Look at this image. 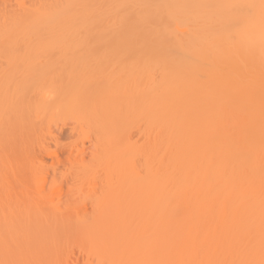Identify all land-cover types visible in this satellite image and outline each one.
Wrapping results in <instances>:
<instances>
[{
    "label": "bare ground",
    "instance_id": "obj_1",
    "mask_svg": "<svg viewBox=\"0 0 264 264\" xmlns=\"http://www.w3.org/2000/svg\"><path fill=\"white\" fill-rule=\"evenodd\" d=\"M0 264H264V0H0Z\"/></svg>",
    "mask_w": 264,
    "mask_h": 264
},
{
    "label": "rangeland",
    "instance_id": "obj_2",
    "mask_svg": "<svg viewBox=\"0 0 264 264\" xmlns=\"http://www.w3.org/2000/svg\"><path fill=\"white\" fill-rule=\"evenodd\" d=\"M91 50H92V49H91ZM93 51H94V50H92V52H93ZM95 51H97V50H95ZM93 53H94V52H93ZM91 54H92V53H91ZM113 65H115V64H113ZM58 122L61 123V125H60ZM58 122H57V123H58V126L56 125L57 128H58L59 126H60V128L62 127V128L68 133V135L71 137V139H70V138H67L68 140H72V142H69L68 144L70 145V143H73V142H74L73 144H71V145H73V148H71V149L73 150V152H76L75 150L78 149V147L80 148V143H81V141L83 142V143H82L83 146H84L85 144H88V143H89V142H88L89 137L87 138L88 135H80L79 132H78L77 134H75V133L77 132V130H78V129H77V130L75 131L74 126H75L76 124H75V125L70 124V126H69V123L66 124V121H64V122H62V121H61V122L58 121ZM68 122H70V120H68ZM63 123H64V124H63ZM71 123L74 124L75 122H74V121H73V122L71 121ZM63 125H64V126H63ZM66 125H67V126H66ZM71 126H72V127H71ZM76 126H77V125H76ZM68 128H73V131H70ZM67 129H68L69 131H68ZM60 131H61V130H60ZM66 132H65V133H66ZM67 133H66V134H67ZM133 134H134V133H133ZM133 134H132V135H133ZM77 135L80 136L81 139H80ZM85 136H86V138H85ZM83 137H84L85 139H84ZM132 138H133V140H138V137H137L136 133H135V135L132 136ZM46 139L49 140L50 138H47V137H46ZM44 140H45V139H44ZM68 140H67V141H68ZM46 141H47V140H46ZM44 142H45V141H44ZM47 142H49V141H47ZM65 142H66V140H65ZM45 143H46V142H45ZM45 143H44V145H45ZM78 143H79V144H78ZM46 144H47V143H46ZM65 144H66V143H65ZM68 144H67V146H66V145L64 146V144H63V146H61V147H62L63 149L69 150L70 147H72V146H71V145L69 146ZM77 144H78V145H77ZM82 144H81V145H82ZM74 145H75V146H74ZM76 146H77V148H75ZM87 146H88V145H87ZM64 147H65V148H64ZM67 147H68V149H67ZM74 148H75V149H74ZM81 148H82V147H81ZM81 148H80V149H81ZM72 150H71L70 152H71L72 155H73L74 153L72 152ZM77 152H78V150H77ZM65 153H66V154H64V155H66V158H67V155H70V156H71V154L69 153V151H68V153H67V152H65ZM76 154H78V153H75V155H73V156H75L74 159H76V158L79 157V156H77ZM64 155H62V158H63ZM78 155H79V154H78ZM73 156H71V161L74 160V159H72ZM60 157H61V156H60ZM60 157L58 156L57 160L55 159L56 157H54V159H48V160H47V158H46V162H45L46 164H42V163H44V161H43V162L40 161L41 164H42V168H41V165L38 166V168H40V169H38V171H41V172H42V170H43V172H45V173H43V172H42V173L44 174V175H43L44 178L47 180L46 183H48V184L50 183L49 185L54 184V183H52V182H54L53 180H54L55 177H56V178H55V182H56V180H57V181H59V180L62 181V180H63V182H64V179H66V180H65V182H66L67 179H68L67 177L69 176V174H70L71 172H74V169H73V171L70 170L71 172H69L68 175H67V173H66V172H68V169H70L69 166H71V165L68 166V163L71 162L70 159H69L70 157L67 158V159H69V161L64 157L65 160H67L68 162L65 161L64 159H63V160H62V159H59ZM52 158H53V157H52ZM36 160H37V159H36ZM49 160H50V161H49ZM38 161H39V160H38ZM62 161H63V162H62ZM64 161H65V162H64ZM36 163H37V165H38V162H37V161H36ZM74 163H75V161H74ZM70 164H71V163H70ZM37 165H36V166H37ZM72 165H74V164L72 163ZM64 166H66V168L68 167V168H67V171H66V168H65ZM73 168H74V167H73ZM60 170L62 171V172H61L62 175L60 174V172L58 173V171H60ZM52 171L57 173V174L55 173L56 176H55L54 174H52ZM63 171H65L66 175L63 173ZM98 171H99V170H98ZM47 172H48V173H47ZM50 172H51V174H50ZM46 173H47V174H46ZM100 173H101V172H100ZM100 173H99V174H100ZM45 174H46V175H45ZM63 174H64V178H63ZM99 174H98V175L94 174V178H95L96 180H95L94 178H93V179L91 178L92 180L89 179L90 181H88V180H84L85 177L82 175L84 178L82 179V176H81V180H80V179L78 180L79 183H78V181H77V178L74 176V177L76 178V181H77V183H75V182H76V181H74L75 178H73V177H72L73 175L70 174L69 177H71V178L73 179V182H72V179L70 180V178H69V183H68V185L71 184V185L73 186V184H74V186H76V189L78 188L79 190H83L82 192L85 191L84 194H83V196H84V195L87 196V194H88V197H90L91 190H93L94 188L99 187V186H100V183H101L100 181H102V180H101L102 178H101V179L99 178V177H100ZM47 175H48V177H49V176H50V177L47 178ZM52 175H54V176H52ZM59 175H61L63 179H62V178L60 179ZM100 175L102 176V174H100ZM65 176H66V177H65ZM96 176H99V177L96 178ZM57 177H58V179H57ZM92 177H93V176H92ZM50 178H51V179H50ZM48 179H50L51 181L48 180ZM97 179H98V182H97ZM99 179H100V180H99ZM48 181H49V182H48ZM70 181H71L73 184L70 183ZM99 182H100V183H99ZM46 183H44V184H46ZM57 183H59V182H57ZM57 183H56V184H57ZM48 184H46V185H48ZM56 184H55V185H56ZM76 184H77V185H76ZM80 184H81V185H80ZM71 185H70V187H72ZM79 186H80V188H81V187H82V188L80 189ZM47 187H48V186H47ZM72 188H73V187H72ZM74 189H75V188H74ZM76 189H75V190H76ZM78 189H77V191H78ZM82 192H80V193H82ZM85 193H86V194H85ZM77 194H78V193H77ZM80 196L82 197L81 194H80ZM86 196H84V197H86ZM81 199H82V198H81ZM85 200H86V198H85ZM87 201H88V198H87Z\"/></svg>",
    "mask_w": 264,
    "mask_h": 264
}]
</instances>
